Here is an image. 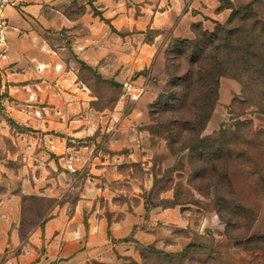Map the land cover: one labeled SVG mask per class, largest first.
<instances>
[{
  "label": "crops",
  "instance_id": "1",
  "mask_svg": "<svg viewBox=\"0 0 264 264\" xmlns=\"http://www.w3.org/2000/svg\"><path fill=\"white\" fill-rule=\"evenodd\" d=\"M165 1L167 7L153 17L152 28L160 36L171 31L172 38H189L197 19L184 10V0L162 4ZM71 2L22 0L4 13L11 29L7 47L0 48V103L7 120L42 132L49 152L23 157L27 164L22 159L14 166L0 162V264H149L137 244L180 254L192 243L181 209L147 205L128 188L137 180L123 172V166L140 162L137 136L127 127L116 128L106 140L108 153L95 152L102 137L97 132L104 134L110 116L91 108L93 98L79 78L81 63L95 68L97 60L107 57L113 39L109 26L91 14L89 6L80 16H67L65 6ZM98 6L103 18L120 31L122 7L114 11L109 0ZM98 72L103 75L107 69ZM7 120H1L3 133L11 130ZM20 137L25 144L27 137ZM66 158L76 173L67 171ZM33 160L39 165L30 170ZM26 197L56 204L23 240Z\"/></svg>",
  "mask_w": 264,
  "mask_h": 264
},
{
  "label": "rangeland",
  "instance_id": "2",
  "mask_svg": "<svg viewBox=\"0 0 264 264\" xmlns=\"http://www.w3.org/2000/svg\"><path fill=\"white\" fill-rule=\"evenodd\" d=\"M71 1L65 6L67 16L82 15L86 5L95 17H103L99 11L102 8L98 6L101 0ZM255 1L184 0V10L197 21L190 25V37L182 39L172 38L171 31L160 36L159 31L152 28L153 17L167 7L166 1L162 4V0H109L114 11L122 7L123 26L120 31L111 26L113 32L108 25L113 40L108 43L107 57L97 60L92 71L84 69L79 77L93 98L90 105L93 111L110 116L104 134L97 132L102 137L96 143L95 152L107 154L109 134L116 128L127 127L137 136L135 144L140 161L123 166V172L137 180L128 188L152 206L178 204L189 222L185 234L192 233L193 247L183 257L168 259L142 251L145 263L264 264V78L259 74V69L264 71V64L254 61L250 66L241 67L245 72L246 68L257 66L254 71L256 74L257 70L258 78L254 74L239 80L232 74L220 79L217 103L201 134V138H207L222 131L226 133L228 138L216 163L208 154L201 160L197 153L196 157H191L187 147L192 143L186 129L189 107L194 100L183 109L186 89L173 88V78L166 76L167 69L174 78L183 77L191 69L193 48L181 42L199 39L203 42V33L214 32L217 25L226 24L236 10ZM189 5H193L192 10ZM263 43V37L258 39L253 52L258 53V47L263 52ZM98 69H107V72L101 75ZM125 82L144 88L136 103L121 101ZM188 83L183 80L182 86L186 88ZM52 113L56 115L55 111ZM5 119V108L0 103V124ZM193 120L189 129L202 123ZM5 124L11 130L3 133L0 129V162L14 166L22 159L21 162L27 164L23 157H44L49 152L39 130L21 128L10 120ZM21 134L27 137V147L19 141ZM28 146L32 147L29 151ZM128 152L123 150V154ZM34 164L39 165L33 160L30 170ZM74 196L71 194V198ZM55 204V201L37 197L23 199V240L29 230L49 217Z\"/></svg>",
  "mask_w": 264,
  "mask_h": 264
},
{
  "label": "trees",
  "instance_id": "3",
  "mask_svg": "<svg viewBox=\"0 0 264 264\" xmlns=\"http://www.w3.org/2000/svg\"><path fill=\"white\" fill-rule=\"evenodd\" d=\"M228 4L230 5L231 3L228 1ZM96 17H100L103 23L110 25L103 17L98 15ZM112 30L115 32L114 29ZM202 37L204 39L203 42L200 39L198 41L181 42L182 45L193 48L190 61L191 69H188L183 77L177 76V78H174L175 75L171 74L170 69H167L166 76L173 78V88L179 86L180 88L183 87L184 90L186 89L183 109L190 106L191 99L194 100L189 107L191 108L189 112L190 120L186 129L190 132L189 143H192V145L189 144L187 147L190 150L191 157H196L197 153L201 160L202 157L208 154L212 162L216 163L221 156V151L224 149L225 139L228 138L226 133L222 131L214 137L207 138H201V134L205 130L217 103L220 79L226 75L235 74L234 76L241 80L240 78H243V76L254 75V69H257V66H252L246 68L248 70L243 72L241 71L242 65L250 66L252 62L254 64V61H262V64H264V51H260V47H258L259 52H253L258 39L264 38V0H257L247 4L240 10H236L226 24H218L214 32L203 33ZM262 46L264 47V43L261 44ZM84 69L92 71L90 67L81 63V70L84 71ZM259 70L260 76L264 78L263 69ZM236 73L239 75H236ZM256 74H258L257 70ZM256 74L255 77L258 78L259 76ZM183 80H188L189 82L186 88L182 86ZM197 101L199 102L198 105ZM193 119L200 120L202 123L199 127L189 129L188 125L194 124L195 120ZM146 204L150 205L148 202ZM172 206L177 207L178 204ZM217 215L221 218L219 212ZM137 246L141 254L147 251L168 259L183 257L187 254L188 249L193 247L190 244L182 253L173 255L154 248L141 247L139 244Z\"/></svg>",
  "mask_w": 264,
  "mask_h": 264
},
{
  "label": "built area",
  "instance_id": "4",
  "mask_svg": "<svg viewBox=\"0 0 264 264\" xmlns=\"http://www.w3.org/2000/svg\"><path fill=\"white\" fill-rule=\"evenodd\" d=\"M22 3V0H0V48L7 47L8 33L11 29L8 20L5 18L4 13L9 7H17ZM121 101H130L136 103L144 93V88H137L130 82L123 83ZM65 166L68 172L76 173L72 167L70 159L65 160ZM6 218V217H3ZM2 264H10L9 262H3Z\"/></svg>",
  "mask_w": 264,
  "mask_h": 264
}]
</instances>
